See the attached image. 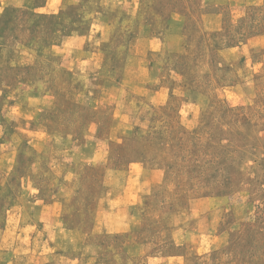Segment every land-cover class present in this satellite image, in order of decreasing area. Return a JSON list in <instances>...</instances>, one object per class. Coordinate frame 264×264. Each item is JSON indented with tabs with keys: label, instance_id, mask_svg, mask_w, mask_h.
<instances>
[{
	"label": "rangeland",
	"instance_id": "obj_1",
	"mask_svg": "<svg viewBox=\"0 0 264 264\" xmlns=\"http://www.w3.org/2000/svg\"><path fill=\"white\" fill-rule=\"evenodd\" d=\"M0 264H264V0H0Z\"/></svg>",
	"mask_w": 264,
	"mask_h": 264
},
{
	"label": "crops",
	"instance_id": "obj_2",
	"mask_svg": "<svg viewBox=\"0 0 264 264\" xmlns=\"http://www.w3.org/2000/svg\"><path fill=\"white\" fill-rule=\"evenodd\" d=\"M200 241V243L203 242L204 245L207 243V247H209V250L216 249L222 244V239L217 235H202Z\"/></svg>",
	"mask_w": 264,
	"mask_h": 264
}]
</instances>
